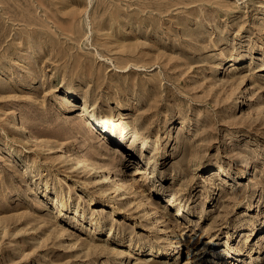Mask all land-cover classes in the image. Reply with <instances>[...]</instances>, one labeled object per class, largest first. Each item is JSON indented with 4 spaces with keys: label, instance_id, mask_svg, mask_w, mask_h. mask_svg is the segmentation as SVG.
Masks as SVG:
<instances>
[{
    "label": "rangeland",
    "instance_id": "374dc122",
    "mask_svg": "<svg viewBox=\"0 0 264 264\" xmlns=\"http://www.w3.org/2000/svg\"><path fill=\"white\" fill-rule=\"evenodd\" d=\"M0 264H264V0H0Z\"/></svg>",
    "mask_w": 264,
    "mask_h": 264
},
{
    "label": "bare ground",
    "instance_id": "6f19581e",
    "mask_svg": "<svg viewBox=\"0 0 264 264\" xmlns=\"http://www.w3.org/2000/svg\"><path fill=\"white\" fill-rule=\"evenodd\" d=\"M87 119L86 124H93V125H97V126H102L103 128H107V129H115L116 126L118 127H122L123 130V136L126 137L127 135L131 136L132 140H136L139 139L140 137H142L143 135L145 136L143 130H141L140 128H137L135 126H131L129 127V125L127 123H123V122H116L112 119L109 120H98L97 118L93 117L92 115H87L86 117ZM148 136V135H147ZM29 139H31L35 144H39L41 142V144L43 146H46L47 144H45L43 141L38 140L37 138H35L32 135H28ZM47 148H50L47 146ZM69 156H72V159H74L78 164H82V165H86L88 166L90 169H95L98 170V168H100L101 166H99L97 163H95L93 160H91L90 158H88L86 155H84L83 153L77 152L76 154H67ZM248 160L245 161L244 165H242V168L244 169V172L246 173L248 171ZM108 174L106 172H103V177L104 178H108ZM248 176H250V173L248 174ZM115 183L120 186L123 187L122 182L119 179L115 180ZM125 188V187H124ZM61 208H59V213H61L65 207V203H61Z\"/></svg>",
    "mask_w": 264,
    "mask_h": 264
}]
</instances>
